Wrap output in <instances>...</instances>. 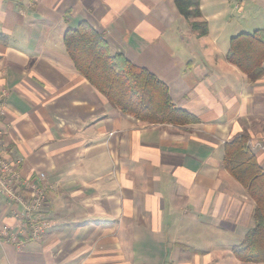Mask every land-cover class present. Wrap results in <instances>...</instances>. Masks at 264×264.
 Listing matches in <instances>:
<instances>
[{"label": "crops", "instance_id": "crops-1", "mask_svg": "<svg viewBox=\"0 0 264 264\" xmlns=\"http://www.w3.org/2000/svg\"><path fill=\"white\" fill-rule=\"evenodd\" d=\"M226 1H199L208 33L197 37L173 0H0L1 128L22 176L44 174L49 189L44 236L0 238V264H243L232 246L191 242H241L253 226V203L221 158L236 137L264 139V76L250 84L226 61L229 39L245 33ZM82 21L198 123L149 125L113 110L62 46ZM252 153L264 170V149ZM0 224H15L3 199Z\"/></svg>", "mask_w": 264, "mask_h": 264}, {"label": "trees", "instance_id": "trees-1", "mask_svg": "<svg viewBox=\"0 0 264 264\" xmlns=\"http://www.w3.org/2000/svg\"><path fill=\"white\" fill-rule=\"evenodd\" d=\"M200 0H173L174 6L197 37L208 33L201 19ZM63 47L76 72L105 98L113 110L138 123L185 127L195 116L176 108L167 86L153 74L136 67L121 54H112L104 38L81 22L63 33ZM226 61L253 84L264 76V28L229 39ZM245 135L224 144L222 165L253 203V226L231 255L243 264H264V170Z\"/></svg>", "mask_w": 264, "mask_h": 264}, {"label": "built area", "instance_id": "built-area-1", "mask_svg": "<svg viewBox=\"0 0 264 264\" xmlns=\"http://www.w3.org/2000/svg\"><path fill=\"white\" fill-rule=\"evenodd\" d=\"M7 96L5 91L0 92V199H3L10 208L14 225L0 224V238L9 242H22L18 237L27 240L39 241L48 229L44 215L48 187L44 183V174H37L36 179L22 176L21 160L10 154V147L6 141L5 128H1L3 114V99ZM251 150L264 149V139L254 143L248 142Z\"/></svg>", "mask_w": 264, "mask_h": 264}, {"label": "rangeland", "instance_id": "rangeland-1", "mask_svg": "<svg viewBox=\"0 0 264 264\" xmlns=\"http://www.w3.org/2000/svg\"><path fill=\"white\" fill-rule=\"evenodd\" d=\"M228 1H229L228 3L226 1L223 5L225 14L233 16L234 23L241 26L240 30L242 31L240 32H245V33L250 34L256 29L263 28L261 26L262 25L261 22L264 17V9H262L257 4V0H246L244 2L243 1L240 2L241 0H228ZM214 10L215 9H214V5L212 4V2L210 3V1H207V6L205 10L206 14L212 16ZM211 22L213 23L212 17H211ZM194 47L193 46L191 47L192 51H195ZM20 238L21 237H18L17 239L22 242ZM22 238L26 239L25 237H22ZM240 240H241L240 237H223V238L222 237H199L198 239L194 238L191 242L197 241L196 243H193V244L194 245L197 244V246H199L200 248L206 249V250L213 249V250H217L220 252L228 253V249L233 245L239 244ZM28 241H31V240H28ZM32 242H35V241H32ZM15 243L18 244L19 242H15Z\"/></svg>", "mask_w": 264, "mask_h": 264}]
</instances>
